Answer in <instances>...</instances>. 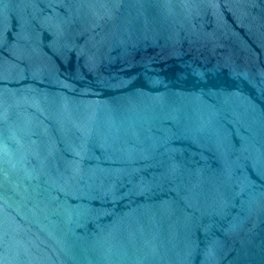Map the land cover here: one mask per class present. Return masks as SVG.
Instances as JSON below:
<instances>
[{
	"label": "water",
	"instance_id": "95a60500",
	"mask_svg": "<svg viewBox=\"0 0 264 264\" xmlns=\"http://www.w3.org/2000/svg\"><path fill=\"white\" fill-rule=\"evenodd\" d=\"M0 264H264V0H0Z\"/></svg>",
	"mask_w": 264,
	"mask_h": 264
}]
</instances>
